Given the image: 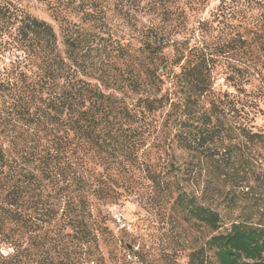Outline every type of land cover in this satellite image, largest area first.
<instances>
[{
  "label": "trees",
  "instance_id": "trees-1",
  "mask_svg": "<svg viewBox=\"0 0 264 264\" xmlns=\"http://www.w3.org/2000/svg\"><path fill=\"white\" fill-rule=\"evenodd\" d=\"M208 3L150 2L159 22L128 41L110 35L94 64L101 36L65 22L60 5H49L58 33L20 1L0 0V264H149L144 249L117 237L105 209L148 193H164L182 225L209 233L188 264H264L263 220L227 218L218 200L151 160L161 157V126L176 129L173 141L210 168L211 183L232 188L251 154L264 165L261 98L247 88L252 55H264V0H221L205 20ZM9 52L22 56L6 62ZM222 65L235 93L213 89ZM227 205L235 210L237 198Z\"/></svg>",
  "mask_w": 264,
  "mask_h": 264
},
{
  "label": "rangeland",
  "instance_id": "rangeland-1",
  "mask_svg": "<svg viewBox=\"0 0 264 264\" xmlns=\"http://www.w3.org/2000/svg\"><path fill=\"white\" fill-rule=\"evenodd\" d=\"M19 1L30 14L50 23L58 33H60L62 22L55 20L49 8L50 4L55 3L61 6L65 22L78 24L84 29L82 31L86 37L99 34L102 38L100 46L91 50L88 55L94 64L100 63L107 57L108 43L106 42L109 41L110 35L128 41L138 33V29L149 25L152 20L159 22L147 13L150 2L154 0H14V2ZM220 1L209 0L205 11L201 12L200 16L205 20L209 19L211 12ZM21 56L20 53L9 52L6 55V62ZM251 58L255 67L251 71L252 85L247 88L261 98L262 113L256 119V126L264 131V55L257 52ZM224 72H226L225 66L222 65L215 75L214 91L217 94L235 93L226 81ZM169 109L167 107L165 115L161 117V125L165 122ZM175 131L176 129L159 127L156 142L159 143L162 153L160 152L161 157L158 154L151 156V160L161 161V168L168 172L167 175L176 172L181 184L199 198L206 194L207 202L218 200L221 205L217 204V208L224 212L227 218L248 213L264 221V165L259 159L251 154L249 172L246 176H240L233 181L232 188L222 186L218 182L211 183L210 168H207L204 162L199 163L196 154H189L178 147L173 141ZM180 167L181 170L176 171ZM251 174L253 177L249 180ZM223 189L224 193L220 194L219 191ZM228 193L229 197H225ZM232 196L237 198V205L235 210L230 212L227 201L232 199ZM224 201L225 204L222 203ZM172 203L173 199L166 197L164 193L155 196L148 193L143 199L135 195H124L117 203L109 204L105 209L110 216V227L117 237L128 245L129 249L134 251L139 248L144 249L145 258L149 264H188L187 255L191 248L198 242L205 241L209 233L201 234L195 228L182 225L178 221L179 217L171 210ZM227 225L228 222L225 221V227ZM9 251L6 247L3 248L5 254ZM130 260L132 264H140L134 257Z\"/></svg>",
  "mask_w": 264,
  "mask_h": 264
}]
</instances>
